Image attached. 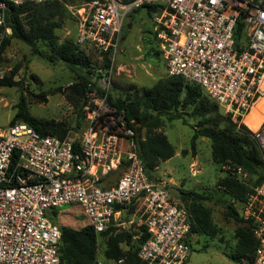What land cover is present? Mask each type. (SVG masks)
I'll return each mask as SVG.
<instances>
[{
  "label": "built area",
  "instance_id": "1",
  "mask_svg": "<svg viewBox=\"0 0 264 264\" xmlns=\"http://www.w3.org/2000/svg\"><path fill=\"white\" fill-rule=\"evenodd\" d=\"M45 1L0 0V52L11 34L5 27L8 6ZM147 6L157 7L153 22L166 75L199 85L233 121L245 124L264 98V0H95L72 7L76 43L114 56L124 20ZM239 22L243 30L236 40ZM111 62L90 68L79 134L42 136L24 122L0 132V264H60L62 233L49 218L51 211L78 205L94 230L103 233L117 222L115 207L136 198L148 233L140 259L187 263L189 212L172 199L164 182L146 174L125 110L109 101L115 76ZM10 71L0 67V80ZM246 127L264 162V121L256 130ZM123 164L127 169L116 185L101 187L102 178ZM231 169L238 177L245 175L241 168ZM241 216L254 226L255 264H264V182L247 195Z\"/></svg>",
  "mask_w": 264,
  "mask_h": 264
},
{
  "label": "trees",
  "instance_id": "2",
  "mask_svg": "<svg viewBox=\"0 0 264 264\" xmlns=\"http://www.w3.org/2000/svg\"><path fill=\"white\" fill-rule=\"evenodd\" d=\"M92 1L95 0H47L41 4L9 5L6 10L5 27L11 29L12 33L3 41L0 52V67H2L3 53L10 45L11 39L24 42L37 53L38 44L44 43L49 51L47 53L40 52V55L52 63L63 64L69 70L75 79L71 91L76 97L73 99L68 96V99L71 102L76 100V105L83 102V105L89 89L92 60L76 42L71 40L59 42L56 32L63 26L66 6H81ZM123 1L129 2L130 0ZM145 8H149L154 13L157 11L156 6ZM242 30L243 23L239 22L235 32L236 40H239ZM152 34L157 40L156 33L152 32ZM106 65H109L108 60ZM15 72L16 70L0 80V88L16 85L14 81ZM202 93L207 97H204ZM209 99L213 102L199 85L187 82L183 78L170 77L158 80L153 87L134 97L114 98L112 95L109 97V101L114 107L125 110L129 126L135 131L137 149L150 180H152V172L175 155V148L167 136L158 132L161 127V118L164 116L171 118L180 107L191 105L195 106L196 112L199 111L198 116L217 112L219 106L214 102L212 110H209ZM207 111L210 112L206 113ZM80 118L84 123L82 108ZM17 122L27 123L42 136H55L59 139H65L72 131L64 122L42 121L29 116L25 99L22 96L19 110L11 125ZM208 122H213L212 124L217 127L223 126V130L195 129L192 146L195 147L199 138H206L210 141L213 163L219 166L221 171L222 167L230 168L227 175L217 182V186L227 192L232 201L239 205L242 210L247 195L264 182V162L261 148L252 138V132L230 117L226 119L221 116L220 118L213 117ZM144 129L146 132L143 135ZM231 168H241L252 179H255V186L251 187L243 183ZM120 169L123 174L127 169L126 164L103 177L100 183L101 187L110 188L102 186V183L112 173ZM209 199L206 194L200 192H188L181 195V204H178L189 212L191 235L215 238L219 233V229L213 221V211L206 204ZM115 208L121 210L124 206H116ZM241 210H237L232 205L226 207V216L238 223L234 234L236 239L235 253L232 258L239 263L244 261L245 264H255V251L258 242L254 236V226L242 218ZM49 218L54 221L50 216ZM59 227L62 233L59 248L60 264H96L100 261L97 255L100 244H103L104 247V259L113 262V264L120 261L122 264H147L139 257L141 246L148 239L144 224L138 232H135L133 227L129 230L120 229L117 227V222H113L103 233H97L90 224L81 229L68 226ZM134 236H138V238L134 240Z\"/></svg>",
  "mask_w": 264,
  "mask_h": 264
},
{
  "label": "rangeland",
  "instance_id": "3",
  "mask_svg": "<svg viewBox=\"0 0 264 264\" xmlns=\"http://www.w3.org/2000/svg\"><path fill=\"white\" fill-rule=\"evenodd\" d=\"M72 7L70 5L65 7L63 26L56 32L59 42L68 40L76 42L77 22ZM144 9H134L124 20L114 56L100 54L88 46L82 47L91 58L93 66L97 68L107 66V60L111 65L114 59L115 76L113 85L109 88V97L111 95L114 98L134 97L153 87L158 80L168 78L160 44L156 38L151 39V33H148L152 25L143 24L140 15L137 14ZM154 14L153 11H148L147 21L153 22ZM37 49L38 53L24 42L11 39L10 45L3 53L2 67L12 69L9 75L16 70L14 74L16 85L0 88V132L8 131L19 110L22 96L29 116L42 121L64 122L79 134L83 126L80 118L83 102L76 105V100L71 102L68 99V96L73 99L76 97L71 91L75 79L63 64L52 63L40 55V52L49 51L46 44L39 43ZM202 94L207 97L204 93ZM209 104L208 108L212 110L213 102L210 99ZM198 113L195 106L191 105L180 107L171 118L168 116L161 118V127L158 132L168 137L176 153L174 157L152 172V181L164 182L172 199L179 204H181V195L188 192L204 193L210 198L206 204L213 211V221L219 233L215 238L191 235V252L186 264H245L244 261L239 263L232 258L235 253L234 234L238 223L226 216L228 205L234 206L237 210H241V207L232 201L227 192L217 186V182L227 175L229 169L222 167L221 171L220 167L213 163L211 144L208 139L199 138L195 147L192 146L195 129L213 128L222 131L223 126L217 127L208 120L213 117L220 118V116L226 119L230 116L220 107L217 112H211L205 116H198ZM145 132L144 129L142 134L144 135ZM121 174V169L112 173L102 186L116 185ZM238 178L248 186H255V179L247 173ZM49 216L59 226L81 229L89 224L88 218L78 205L64 206L51 211ZM129 220V217L120 219L117 227L129 230L130 228L126 225ZM141 226H138L137 222L132 225L135 232H138ZM137 238L138 236H134V240ZM103 248V244H100L98 259L103 264H113L104 259Z\"/></svg>",
  "mask_w": 264,
  "mask_h": 264
},
{
  "label": "crops",
  "instance_id": "4",
  "mask_svg": "<svg viewBox=\"0 0 264 264\" xmlns=\"http://www.w3.org/2000/svg\"><path fill=\"white\" fill-rule=\"evenodd\" d=\"M151 12V10L149 8H145L144 10L138 12L137 14L140 15L141 19H142V23L143 24H148V25H152L151 27V30L148 31V33L150 32L151 35H150V38L153 39V34L152 32L154 33L155 32V29H154V22H150V21H147L148 19V16H147V12ZM149 23H152V24H149ZM140 31V30H139ZM257 106V105H256ZM255 106V107H256ZM254 107V108H255ZM168 138V137H167ZM169 140V139H168ZM176 153V152H175ZM175 156V155H174ZM170 160V159H169ZM115 186V185H113ZM111 186V187H113ZM115 211H116V220L117 222L122 219V218H125V217H129L130 220H129V223H127V227L128 228H132V225L134 223H138V226H141L144 224V217H143V208H142V203H141V199L140 198H136L130 205L128 206H125L123 209L121 210H117L115 208Z\"/></svg>",
  "mask_w": 264,
  "mask_h": 264
},
{
  "label": "bare ground",
  "instance_id": "5",
  "mask_svg": "<svg viewBox=\"0 0 264 264\" xmlns=\"http://www.w3.org/2000/svg\"><path fill=\"white\" fill-rule=\"evenodd\" d=\"M264 121V98L257 106L246 116L244 122L252 130H256Z\"/></svg>",
  "mask_w": 264,
  "mask_h": 264
}]
</instances>
